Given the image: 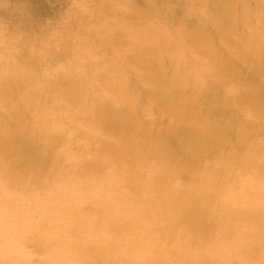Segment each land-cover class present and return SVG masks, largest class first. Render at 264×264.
Returning <instances> with one entry per match:
<instances>
[{
    "label": "clouds",
    "instance_id": "obj_1",
    "mask_svg": "<svg viewBox=\"0 0 264 264\" xmlns=\"http://www.w3.org/2000/svg\"><path fill=\"white\" fill-rule=\"evenodd\" d=\"M0 264H264V0H0Z\"/></svg>",
    "mask_w": 264,
    "mask_h": 264
},
{
    "label": "bare ground",
    "instance_id": "obj_2",
    "mask_svg": "<svg viewBox=\"0 0 264 264\" xmlns=\"http://www.w3.org/2000/svg\"><path fill=\"white\" fill-rule=\"evenodd\" d=\"M44 41H46V38H42L41 44ZM42 46H44V44H42ZM247 148H248V138L242 133H237V139L233 140L231 138H228L219 146H212L211 152L212 155L215 157L221 154H227L229 152L243 153ZM215 151L217 152L218 155H216ZM94 204L98 206V209H101L103 215L102 214L93 215L89 218L84 216L83 211L87 206L84 205L80 208L78 214L74 216L73 220L76 223H80L86 226L90 230H98L102 234H107L118 223V221L113 215L109 213L105 214L106 211H104L102 203H94ZM97 258L102 262L112 259V257L107 253H102Z\"/></svg>",
    "mask_w": 264,
    "mask_h": 264
},
{
    "label": "rangeland",
    "instance_id": "obj_3",
    "mask_svg": "<svg viewBox=\"0 0 264 264\" xmlns=\"http://www.w3.org/2000/svg\"><path fill=\"white\" fill-rule=\"evenodd\" d=\"M61 2H62V0H61ZM40 7H41V9L46 10L45 5H40ZM53 14H55V13H53ZM103 23H104V21L102 19L100 21V18H97L93 13H91V12L87 13L85 16V19L81 25V34L87 35L89 33L94 34L96 32H100V31H102L101 26ZM61 42L62 41H61L60 37L52 35V36L46 37V41H44L42 44H44V46H46L49 43L59 45ZM95 46L99 49L101 54H105V53L111 54V47L106 45L102 40L97 39L95 41ZM63 67L64 66L62 64L57 65L54 70H57V71H59L61 69L63 70ZM215 153H216V155H218L216 151H215ZM86 205H85L86 208L83 211L84 216L89 218L93 215H101L102 214L101 209H98L97 205H95V204H86ZM105 214H107V212Z\"/></svg>",
    "mask_w": 264,
    "mask_h": 264
}]
</instances>
